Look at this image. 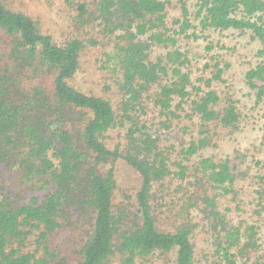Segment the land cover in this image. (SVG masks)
Instances as JSON below:
<instances>
[{
    "label": "trees",
    "instance_id": "trees-1",
    "mask_svg": "<svg viewBox=\"0 0 264 264\" xmlns=\"http://www.w3.org/2000/svg\"><path fill=\"white\" fill-rule=\"evenodd\" d=\"M65 1L75 8L78 24L101 27L116 37L109 55L120 73L122 97L115 108L107 98L72 85L81 66L83 40L76 37L58 44L29 14L0 0V172L4 166H17L22 181L41 190L18 204L2 193L0 264H68L55 237L88 209L94 212L92 233L75 264H110L114 255L119 264H137L138 257L171 251L176 252L175 264H194L193 227L185 221L171 231L158 227L151 199L154 185L168 179L194 187L190 207L201 208L227 230L211 192L237 195L241 173L234 172L230 156L217 159L201 152L216 145L218 129L238 130L241 112L232 95L223 96L214 87L226 82L231 65L214 54V44L205 46L210 57L198 72L191 56L176 45L179 37L206 40L212 30L251 32L259 42L260 60L245 73V82L260 102L264 0H197L195 15L182 1L173 29L166 24L169 0ZM154 45L166 51L152 58ZM148 100L158 111L156 118L148 113ZM74 122L78 123L72 131ZM118 126L124 129L122 150L111 147L105 136ZM156 127L178 128L190 138L173 151L165 147L166 152L156 138ZM120 158L138 172L141 183L134 209L123 205L115 211V170L99 169L109 159ZM195 165L197 179L188 181ZM258 193L261 212L264 190ZM190 213L191 209L186 214ZM225 236L226 264H237L236 255L243 249L259 247L253 224ZM241 243L243 247L232 253Z\"/></svg>",
    "mask_w": 264,
    "mask_h": 264
},
{
    "label": "rangeland",
    "instance_id": "rangeland-1",
    "mask_svg": "<svg viewBox=\"0 0 264 264\" xmlns=\"http://www.w3.org/2000/svg\"><path fill=\"white\" fill-rule=\"evenodd\" d=\"M13 10L29 14L39 25L42 32L51 34L58 44H65L72 38H81L84 47L81 53V66L76 76L70 81L78 89L103 96L118 106L122 94L119 89L120 73L117 65L110 57V53L116 42V37L104 32L101 27L81 26L76 21V10L65 0H3ZM92 1V0H87ZM186 1L191 14L196 13L197 0H169L167 5V27L175 28V20L181 16L180 6ZM197 24L196 20L194 19ZM206 40L193 41L179 37L176 47L185 51L193 60V65L200 69L205 61H208L210 53L205 51L208 43L214 44V54H220L228 60L231 65L226 69L224 75L225 83H216L214 87L225 96L229 93L236 99L241 112V122L238 130L218 129L216 145L205 147L201 152L204 156H213L217 159L230 156L235 173L240 175L236 181L237 195L227 194L223 190L212 189L211 195L217 197L218 209L224 216L225 228L218 225L213 218H208L201 208H192L189 196L194 187L188 184L171 182L168 179L154 185L151 199L154 203V214L158 227L163 231H171L183 221L193 227L191 238L195 247L194 264H226L223 257L222 247L227 240L225 234L229 230L240 229L244 231L247 225L253 224L257 227L258 244L257 249H243L242 254L236 255L237 264H264V211L258 212L259 193L264 190V99L257 101L256 93L250 92L245 82V73L260 60L257 55L259 42L253 39L251 32L239 30L209 31L205 34ZM166 50L159 45H154L151 53L152 58ZM150 107L148 113L151 117L158 116L152 100L145 101ZM85 113L78 116L80 119ZM190 122V121H188ZM78 122L71 126L72 131ZM183 124V122L181 123ZM80 126L78 125L76 130ZM160 137L162 148L170 150L178 148L190 137L178 128L161 129L156 127ZM185 129V128H184ZM214 133L215 127L210 125ZM123 128L116 127L106 134V141L111 147L122 150L125 146ZM156 135V134H155ZM76 139V137H74ZM77 140V139H76ZM173 151V150H172ZM261 161V163H256ZM196 161H194V164ZM113 167L115 170L116 189L114 206L115 211L123 205H130L134 209L135 194L140 186L141 177L124 159H109L102 164L100 172L107 171ZM194 169L190 170L188 181H196L197 176ZM192 175V177H191ZM205 182L206 179H203ZM203 182V183H204ZM203 184V187H206ZM209 188V185H208ZM40 191L38 187L25 184L19 174L18 167L8 168L4 166L0 172V197L7 193L14 203H20L28 199L34 192ZM191 209V213L187 215ZM208 214V213H207ZM75 215V214H74ZM94 212L79 215L73 220V225L62 229L56 235L55 243L59 245L62 254L67 258L68 264H75L80 259V249L84 240L91 235ZM227 239V238H226ZM233 240L229 238V242ZM244 238H242V243ZM233 246L232 253L243 247V244ZM223 244V246H221ZM176 252L169 253L154 252L146 257H138L137 264H175ZM120 258L114 255L110 264H119Z\"/></svg>",
    "mask_w": 264,
    "mask_h": 264
}]
</instances>
